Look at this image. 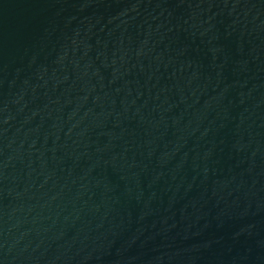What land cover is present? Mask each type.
Listing matches in <instances>:
<instances>
[{
  "label": "water",
  "instance_id": "water-1",
  "mask_svg": "<svg viewBox=\"0 0 264 264\" xmlns=\"http://www.w3.org/2000/svg\"><path fill=\"white\" fill-rule=\"evenodd\" d=\"M0 264H264V0H0Z\"/></svg>",
  "mask_w": 264,
  "mask_h": 264
}]
</instances>
